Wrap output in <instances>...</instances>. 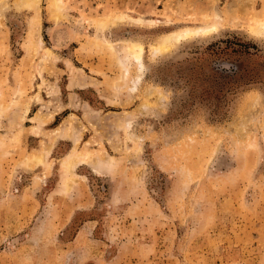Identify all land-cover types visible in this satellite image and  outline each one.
<instances>
[{
  "label": "rangeland",
  "instance_id": "1",
  "mask_svg": "<svg viewBox=\"0 0 264 264\" xmlns=\"http://www.w3.org/2000/svg\"><path fill=\"white\" fill-rule=\"evenodd\" d=\"M260 23L264 0H0V264H264Z\"/></svg>",
  "mask_w": 264,
  "mask_h": 264
},
{
  "label": "bare ground",
  "instance_id": "2",
  "mask_svg": "<svg viewBox=\"0 0 264 264\" xmlns=\"http://www.w3.org/2000/svg\"><path fill=\"white\" fill-rule=\"evenodd\" d=\"M207 28V27H206ZM205 29V28H204ZM215 29V28H214ZM264 30V24L262 23H260V25H259V31H263ZM198 31V30H197ZM208 31V30H207ZM211 31V30H210ZM177 32V31H176ZM176 32H175V34H176ZM187 33V32H186ZM194 34V33H193ZM169 36V35H168ZM175 39L176 40H178L179 39V35H176L175 36ZM179 41V40H178ZM137 43V42H136ZM138 44V43H137ZM135 55H136V57L138 58L139 57V54H138V52H136L135 53Z\"/></svg>",
  "mask_w": 264,
  "mask_h": 264
}]
</instances>
